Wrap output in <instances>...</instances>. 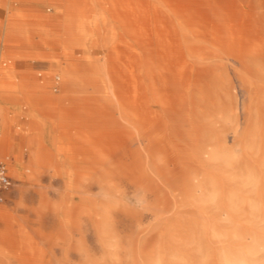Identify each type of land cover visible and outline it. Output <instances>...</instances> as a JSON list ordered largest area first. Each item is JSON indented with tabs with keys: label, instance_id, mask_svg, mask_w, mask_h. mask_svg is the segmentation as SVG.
<instances>
[{
	"label": "rangeland",
	"instance_id": "1",
	"mask_svg": "<svg viewBox=\"0 0 264 264\" xmlns=\"http://www.w3.org/2000/svg\"><path fill=\"white\" fill-rule=\"evenodd\" d=\"M0 118V264H264V0H0Z\"/></svg>",
	"mask_w": 264,
	"mask_h": 264
},
{
	"label": "built area",
	"instance_id": "2",
	"mask_svg": "<svg viewBox=\"0 0 264 264\" xmlns=\"http://www.w3.org/2000/svg\"><path fill=\"white\" fill-rule=\"evenodd\" d=\"M2 129V120L0 118V135ZM14 186V178L8 165L6 157L0 154V203H3L8 196V193Z\"/></svg>",
	"mask_w": 264,
	"mask_h": 264
},
{
	"label": "bare ground",
	"instance_id": "3",
	"mask_svg": "<svg viewBox=\"0 0 264 264\" xmlns=\"http://www.w3.org/2000/svg\"><path fill=\"white\" fill-rule=\"evenodd\" d=\"M8 123L9 122L5 120L4 125L1 129V135H0V154L3 156L6 154L7 148L9 146V141H10V137L8 134V127H7Z\"/></svg>",
	"mask_w": 264,
	"mask_h": 264
},
{
	"label": "clouds",
	"instance_id": "4",
	"mask_svg": "<svg viewBox=\"0 0 264 264\" xmlns=\"http://www.w3.org/2000/svg\"><path fill=\"white\" fill-rule=\"evenodd\" d=\"M222 264H254V261L246 256H242L238 259L225 258Z\"/></svg>",
	"mask_w": 264,
	"mask_h": 264
}]
</instances>
